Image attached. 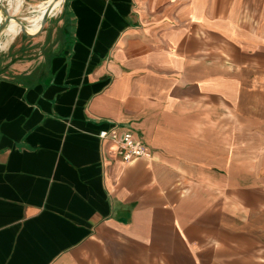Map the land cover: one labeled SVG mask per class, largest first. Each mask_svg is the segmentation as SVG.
Masks as SVG:
<instances>
[{"label": "crops", "instance_id": "1", "mask_svg": "<svg viewBox=\"0 0 264 264\" xmlns=\"http://www.w3.org/2000/svg\"><path fill=\"white\" fill-rule=\"evenodd\" d=\"M62 2L0 53V264H264V0Z\"/></svg>", "mask_w": 264, "mask_h": 264}, {"label": "built area", "instance_id": "2", "mask_svg": "<svg viewBox=\"0 0 264 264\" xmlns=\"http://www.w3.org/2000/svg\"><path fill=\"white\" fill-rule=\"evenodd\" d=\"M98 137L113 145L107 149V155L124 163L147 156L150 153L147 144L128 128L112 127L100 130Z\"/></svg>", "mask_w": 264, "mask_h": 264}, {"label": "bare ground", "instance_id": "3", "mask_svg": "<svg viewBox=\"0 0 264 264\" xmlns=\"http://www.w3.org/2000/svg\"><path fill=\"white\" fill-rule=\"evenodd\" d=\"M7 1V9L9 14L15 15L19 12L22 3L24 0H6ZM63 0H45L37 4L38 13L34 17H28V24L25 26V31L27 33L33 34L36 33L40 27V21L42 17L43 11L46 7H49V12L51 14L57 12L61 8ZM2 4V3H1ZM3 17L0 14V23L2 22ZM25 21V20H24ZM21 32V25L15 18H11L5 28L2 30V35L6 36V39L1 42L0 41V48H4L17 34Z\"/></svg>", "mask_w": 264, "mask_h": 264}, {"label": "rangeland", "instance_id": "4", "mask_svg": "<svg viewBox=\"0 0 264 264\" xmlns=\"http://www.w3.org/2000/svg\"><path fill=\"white\" fill-rule=\"evenodd\" d=\"M43 1H45V0H24L19 12H17V14H15L14 17L16 19L20 20L21 23L24 25V27L27 26V24H28L27 18L28 17H34L37 15V13H38L37 4H39L40 2H43ZM0 5H2L3 7H6L7 1L6 0H0ZM62 5H63V2H62ZM0 14L4 18V13L1 11V9H0ZM28 37H31V36H28ZM5 39H6V36L1 34L0 35V41L3 42ZM26 39H27V36H25L22 32H20L15 37V39L12 40L11 43H9V45L6 48L0 49V53L2 51H6L7 49H10V50L12 49L14 51H17L19 49V43H24L26 41Z\"/></svg>", "mask_w": 264, "mask_h": 264}, {"label": "water", "instance_id": "5", "mask_svg": "<svg viewBox=\"0 0 264 264\" xmlns=\"http://www.w3.org/2000/svg\"><path fill=\"white\" fill-rule=\"evenodd\" d=\"M0 9L1 11L4 13V18L2 20V22L0 23V35L2 33V30L5 28V26L7 25V23L9 22V20L11 18H15L13 15L9 14L8 12V9H7V6L6 7H3L2 5H0ZM50 15V12H49V7H46V9L43 11L42 13V17H41V21H40V27L39 29L42 27V25L44 24L45 20L47 19V17ZM16 19V18H15ZM19 24L21 25V32L24 34V35H28V36H31L30 33H27L25 31V27L24 25L21 23L20 20L16 19Z\"/></svg>", "mask_w": 264, "mask_h": 264}]
</instances>
